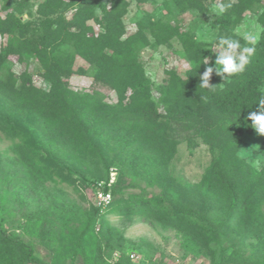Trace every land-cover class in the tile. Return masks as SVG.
<instances>
[{"label":"trees","instance_id":"obj_1","mask_svg":"<svg viewBox=\"0 0 264 264\" xmlns=\"http://www.w3.org/2000/svg\"><path fill=\"white\" fill-rule=\"evenodd\" d=\"M135 1L138 6L156 2ZM263 1L226 0L232 7L209 23L218 37L240 40L237 53L249 46L236 32L246 13L256 12L262 27L256 54L244 72L228 80L212 77V89L200 87V76L208 67L203 62L211 56L213 43L198 40L177 20L139 22L137 31L128 34L127 0H111L109 5L103 0H44L35 10L36 22L32 21L31 0L4 6L5 16H0V38L5 40L0 48V135L15 143L19 161L36 178L67 182L79 191L68 166L80 165L95 180V196L102 189L113 197L106 209L93 205L80 242L98 222L115 213L129 219H155L209 247L225 239L232 243L230 237L240 233V241L234 243L224 263L264 264V165L257 171L239 156L242 132L233 129L254 130L246 118L259 112L256 103L264 96ZM164 9L169 17L195 12L202 19L210 2L167 0ZM25 15L30 20L24 21ZM95 26L101 31L96 32ZM175 41L191 68L184 76L176 70L165 71L168 86L160 98L161 112L141 53L147 48L171 47ZM78 58L94 68L96 80L115 92V104L106 102L99 92H78L64 80L86 74L76 67ZM12 59L25 66L19 74L11 66ZM30 59L39 63L48 90L34 84ZM197 140L208 146L213 158L199 184L183 187L170 173V163L182 143L193 149ZM116 164L123 166V172L110 183ZM129 171L149 187L160 188L161 196L125 194L124 174ZM0 237L23 248L25 261L42 264L30 244L1 225ZM255 238L259 240L256 256L247 258L242 250Z\"/></svg>","mask_w":264,"mask_h":264},{"label":"rangeland","instance_id":"obj_2","mask_svg":"<svg viewBox=\"0 0 264 264\" xmlns=\"http://www.w3.org/2000/svg\"><path fill=\"white\" fill-rule=\"evenodd\" d=\"M19 0H0V16L4 17V6H14ZM44 0H31L34 18L38 20L35 10ZM67 2L70 0H66ZM109 5L111 0H103ZM130 2L129 12L125 18L128 34L137 31L139 22L149 25L151 21L164 19L179 21L184 30L195 33L198 40L215 43L218 32L209 27V23L219 15L212 11L213 5L226 0L210 2V10L202 19L195 13L184 15H167L164 2L145 3L138 6L135 0ZM234 1V0H230ZM264 7V1L263 5ZM100 14L103 11L100 10ZM71 17V12L67 14ZM24 21L30 20L25 15ZM96 32L101 29L95 26ZM262 27L258 22L256 12H247L243 23L236 29L240 36L245 32L259 33ZM260 39V38H259ZM5 40L0 38V48ZM222 49L213 48L207 59L208 67L213 68L212 77L227 76L217 74L216 60ZM239 54V53H238ZM141 61L148 78L152 81V96L163 112L160 98L164 95L168 83L166 70H176L182 76L191 68L185 59L184 51L178 41L171 47L147 48L141 53ZM28 68L33 75L34 84L48 90L49 85L41 77V68L35 59L28 61ZM11 66L19 74L25 66L12 59ZM76 67L85 69V75L74 74L64 80L78 92H99L106 102L115 104L117 96L104 83L94 77V68L81 58L76 61ZM210 82V81H209ZM241 131L239 138V156L245 159L255 170L260 171L264 165L262 144L264 135L255 130L248 132L243 127H233ZM15 143L7 141L0 135V155L2 169L0 172V225L13 237L30 244L42 264H103L116 253L125 254L136 251L147 264H225L227 257L234 251V243L240 241V233L234 232L230 237L232 243L225 239L220 244L210 247L173 228L165 227L155 219L134 217L132 219L109 214L98 222L92 231L79 241L85 221L92 215L95 204L94 178L80 165L68 166L77 181L75 185L65 182L43 181L36 178L21 162L15 152ZM212 155L201 140L190 149L186 143L178 147L175 158L170 163V173L183 186L197 185L210 165ZM123 166L116 164L111 169V180L116 181ZM125 194H140L145 192L149 197H160L161 189L149 187L139 175L129 171L124 174ZM100 186V185H99ZM102 186V185H101ZM100 186V187H101ZM259 235V234H258ZM259 237V236H258ZM259 240H248L242 253L247 258H255V247ZM24 249L6 242L0 237V264H31L25 261Z\"/></svg>","mask_w":264,"mask_h":264},{"label":"clouds","instance_id":"obj_3","mask_svg":"<svg viewBox=\"0 0 264 264\" xmlns=\"http://www.w3.org/2000/svg\"><path fill=\"white\" fill-rule=\"evenodd\" d=\"M232 7L231 3L218 2L213 5L212 11L217 15L225 14ZM246 45L243 46L242 51L238 54L237 49L241 48V42L238 39L218 37L212 48L222 49L216 60L217 74L231 77L234 74L242 73L246 67L251 63V58L256 54L255 45L259 41V33L253 34L245 32L243 36ZM218 41V42H217ZM208 58H204L205 63ZM238 61V63H237ZM213 68L206 67L203 74L200 76V87L204 89H212L209 84ZM259 112H251L246 118L252 122L251 127L260 135H264V96H260L257 100Z\"/></svg>","mask_w":264,"mask_h":264},{"label":"built area","instance_id":"obj_4","mask_svg":"<svg viewBox=\"0 0 264 264\" xmlns=\"http://www.w3.org/2000/svg\"><path fill=\"white\" fill-rule=\"evenodd\" d=\"M111 180L110 183H113ZM101 186V185H100ZM95 204L101 209H106L113 200L110 192H105L102 189L96 193ZM105 264H147L143 257L137 251H128L125 254L116 253L111 258L106 260Z\"/></svg>","mask_w":264,"mask_h":264}]
</instances>
